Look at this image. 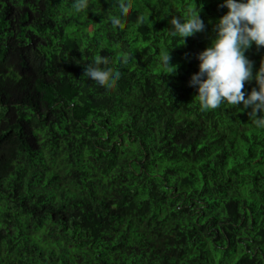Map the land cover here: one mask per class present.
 <instances>
[{
    "label": "trees",
    "instance_id": "16d2710c",
    "mask_svg": "<svg viewBox=\"0 0 264 264\" xmlns=\"http://www.w3.org/2000/svg\"><path fill=\"white\" fill-rule=\"evenodd\" d=\"M72 2L0 0V264H264V129L189 86L223 0H130L119 28L117 0ZM97 54L111 89L83 76Z\"/></svg>",
    "mask_w": 264,
    "mask_h": 264
},
{
    "label": "clouds",
    "instance_id": "9594fccd",
    "mask_svg": "<svg viewBox=\"0 0 264 264\" xmlns=\"http://www.w3.org/2000/svg\"><path fill=\"white\" fill-rule=\"evenodd\" d=\"M220 6L228 11L216 22L210 46L197 54L198 72L191 76L189 86L196 88L201 112L217 109L222 104L241 111L250 108L248 118L256 128L264 129V62L254 73L252 62L244 55L253 44L264 47V0H223ZM117 7L118 15L110 20L113 28L121 26V17L131 7L130 0H117ZM71 8L81 13L89 8V0H73ZM168 23L169 34L179 37L180 43L205 29L197 8L190 9L183 18L172 16ZM169 49L161 51L159 62L172 74L175 66L169 64ZM108 63L106 57L97 54L86 64L83 76L106 90L111 89L121 74L119 70L105 67ZM253 80L256 87L245 98L246 93L242 91L245 82Z\"/></svg>",
    "mask_w": 264,
    "mask_h": 264
}]
</instances>
